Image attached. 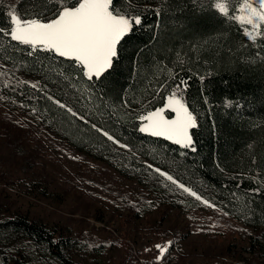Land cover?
Returning a JSON list of instances; mask_svg holds the SVG:
<instances>
[{"label": "trees", "instance_id": "16d2710c", "mask_svg": "<svg viewBox=\"0 0 264 264\" xmlns=\"http://www.w3.org/2000/svg\"><path fill=\"white\" fill-rule=\"evenodd\" d=\"M116 3L129 15H139L141 24L122 41L110 74L89 81L72 61L44 52L29 55V51L22 52V46L8 45L0 47L1 60L20 65L31 75L37 73L39 80L37 87H32L34 84L20 76L4 91L33 105L43 120L73 143L106 147L103 136L83 117L131 147L137 144L162 151L165 159L173 160L188 176L187 180L174 177L185 184L198 180L208 190L209 199L231 215L232 208L236 212L237 208L241 216H234L246 226L258 228L257 234L264 237V39L253 43L239 24L197 0ZM237 3L233 0L232 7ZM8 7V11L15 7L24 14L23 9L48 11L53 5L47 0H16ZM2 22L1 17L0 26ZM166 64L172 65L174 73L149 104L151 109L163 105L179 81H187L182 95L197 117L198 126L191 130L195 151L140 132L139 122L124 112L138 91H149L147 80L152 82ZM0 233L30 238L45 247L51 259L63 264H74L72 247L87 236L56 235L24 216L0 222ZM0 264H24V253L0 245Z\"/></svg>", "mask_w": 264, "mask_h": 264}, {"label": "rangeland", "instance_id": "374dc122", "mask_svg": "<svg viewBox=\"0 0 264 264\" xmlns=\"http://www.w3.org/2000/svg\"><path fill=\"white\" fill-rule=\"evenodd\" d=\"M15 1L0 0V28L10 27L7 8ZM197 1L201 5L212 3ZM37 12L51 18L49 11L22 10L24 14ZM8 45L22 46L11 44L9 37L0 33V47ZM22 48V52H30L27 46ZM1 53L0 222L24 216L56 235H87L79 246L72 247L74 264H264V237H259L258 228H250L235 217L241 216L237 208V212L232 208V215L225 212L208 198V190L198 180L185 184L174 177L187 180L188 176L173 160L165 159L162 151L137 144L131 147L108 133L119 141L114 143L103 135L105 130L87 118L83 121L103 136L106 147L94 149L78 144L80 141L73 143L43 120L33 105L4 91L20 76L38 85L39 76L18 64L4 62ZM159 72L152 82L147 80L149 91H138L124 108L126 117L139 122L138 127L142 124L139 117L156 109H151L150 99L157 97L158 88L173 75L174 68L166 64ZM156 169L171 175L177 183L168 181ZM179 184L201 200L184 192ZM168 242L171 246L158 260L157 245ZM0 245L5 250L20 249L24 264H63L27 237L0 233Z\"/></svg>", "mask_w": 264, "mask_h": 264}, {"label": "snow or ice", "instance_id": "6c2138e0", "mask_svg": "<svg viewBox=\"0 0 264 264\" xmlns=\"http://www.w3.org/2000/svg\"><path fill=\"white\" fill-rule=\"evenodd\" d=\"M53 5L51 18L44 12L21 14L12 7L8 11L9 28H0V33L9 36L11 41L30 49L29 55L37 52L51 53L56 57L74 62L89 81L101 80L114 69L118 57V48L122 41L132 33L134 26L141 24L139 15H129L118 7L116 0H47ZM233 0H212L210 7L219 15L235 21L241 26L243 34L253 43L264 39V0H238V6L232 8ZM37 87V85H32ZM187 81L181 79L167 96L163 107L141 115L139 131L153 137H162L181 146L194 148L191 130L197 125V117L185 102L182 91ZM51 99V97H49ZM61 108L66 105L55 101ZM73 116L77 113L67 108ZM166 112L174 114L173 118ZM83 119V117H81ZM95 127V125H93ZM99 131V129H98ZM103 135L109 140L113 137L107 132ZM114 143L119 141L113 140ZM127 147L126 145H120ZM151 167V165H149ZM168 181L177 183L171 175L156 169ZM184 192L201 200L195 192L179 184ZM209 207L214 205L202 201ZM171 246L157 245L161 260Z\"/></svg>", "mask_w": 264, "mask_h": 264}]
</instances>
